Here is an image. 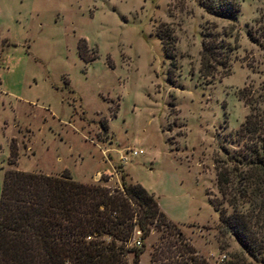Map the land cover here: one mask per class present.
I'll list each match as a JSON object with an SVG mask.
<instances>
[{
  "label": "rangeland",
  "instance_id": "1",
  "mask_svg": "<svg viewBox=\"0 0 264 264\" xmlns=\"http://www.w3.org/2000/svg\"><path fill=\"white\" fill-rule=\"evenodd\" d=\"M234 1L235 19L197 0H0V190L7 169L67 170L111 189L123 178L153 195L208 264H264L218 233L209 202L220 199L214 157L240 146L245 98L264 108V0ZM160 23L174 37L172 67ZM206 32L227 48L210 77L198 72ZM158 237L144 240L138 264H150Z\"/></svg>",
  "mask_w": 264,
  "mask_h": 264
},
{
  "label": "trees",
  "instance_id": "2",
  "mask_svg": "<svg viewBox=\"0 0 264 264\" xmlns=\"http://www.w3.org/2000/svg\"><path fill=\"white\" fill-rule=\"evenodd\" d=\"M197 3L221 18L235 19L239 11L234 0ZM155 35L172 67L171 28L160 23ZM261 37L264 43V33ZM226 52L215 34L204 33L199 74L210 77L217 67H225ZM78 55L84 58L80 47ZM245 102L250 111L234 132L240 146L232 151L223 148L224 157L213 159L220 199L209 202L218 215V233L231 235L244 252L264 262V108L246 98ZM102 127L106 129L105 124ZM16 158V145L11 142L10 163ZM136 229L139 245L133 242ZM152 231L159 237L149 254L150 264H208L138 183L121 178L120 188L111 189L75 181L67 170L57 176L14 169L3 172L0 264H138L144 240Z\"/></svg>",
  "mask_w": 264,
  "mask_h": 264
},
{
  "label": "built area",
  "instance_id": "3",
  "mask_svg": "<svg viewBox=\"0 0 264 264\" xmlns=\"http://www.w3.org/2000/svg\"><path fill=\"white\" fill-rule=\"evenodd\" d=\"M132 154H136V152H133ZM122 160H124V158L122 157ZM140 233V232H139ZM138 233V234H139ZM134 243L136 244V245H139V243H140V241H139V239H136L135 241H134Z\"/></svg>",
  "mask_w": 264,
  "mask_h": 264
}]
</instances>
